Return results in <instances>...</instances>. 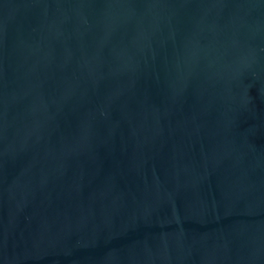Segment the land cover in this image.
Segmentation results:
<instances>
[{
	"label": "water",
	"instance_id": "1",
	"mask_svg": "<svg viewBox=\"0 0 264 264\" xmlns=\"http://www.w3.org/2000/svg\"><path fill=\"white\" fill-rule=\"evenodd\" d=\"M0 264H264V0H0Z\"/></svg>",
	"mask_w": 264,
	"mask_h": 264
}]
</instances>
